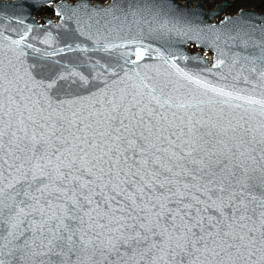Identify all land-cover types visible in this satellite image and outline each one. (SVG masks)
Listing matches in <instances>:
<instances>
[{"label":"snow or ice","instance_id":"snow-or-ice-1","mask_svg":"<svg viewBox=\"0 0 264 264\" xmlns=\"http://www.w3.org/2000/svg\"><path fill=\"white\" fill-rule=\"evenodd\" d=\"M25 36L0 32L13 54L0 55V264H264V66L250 90L177 68L221 99L139 73L111 93L79 75L89 95L64 99L68 77L25 67Z\"/></svg>","mask_w":264,"mask_h":264},{"label":"water","instance_id":"water-1","mask_svg":"<svg viewBox=\"0 0 264 264\" xmlns=\"http://www.w3.org/2000/svg\"><path fill=\"white\" fill-rule=\"evenodd\" d=\"M206 1L212 0H107L105 3L91 0L84 6H80L81 0H0V32L12 39L26 33L20 46L27 53L25 67L35 64L33 73H39L38 78L45 82L53 73L68 77L57 82L64 99L89 95L86 88L79 86V75L101 85L106 81L111 93L114 82L124 87L138 83L137 73L147 76L148 83L179 89L174 95H194L205 101L221 99L186 80L177 68L215 87L250 90L258 83V71L264 66L258 59L257 47L264 39V12L242 7L217 19L230 0H220L209 8L204 4ZM113 3L115 7L107 12H100L97 7L109 8ZM44 5L51 6L56 19L43 15L42 21H38L36 11ZM241 10L243 15H238ZM243 40L247 43L242 44ZM3 44L0 55L13 58L8 42L5 40ZM28 44L33 48H28ZM189 44L198 50L191 51ZM138 46H147L152 50L151 56L146 55L136 64L125 63L126 59L135 60V56L124 54L134 52ZM156 49L163 53L162 57ZM238 58L240 62L234 63ZM166 60L169 62L165 63ZM217 60L223 63L216 66ZM253 67L257 72L250 73L248 69ZM245 77L249 83L244 82ZM72 80L77 83H71ZM92 91L97 90L92 88Z\"/></svg>","mask_w":264,"mask_h":264},{"label":"rangeland","instance_id":"rangeland-1","mask_svg":"<svg viewBox=\"0 0 264 264\" xmlns=\"http://www.w3.org/2000/svg\"><path fill=\"white\" fill-rule=\"evenodd\" d=\"M96 1H101V2H107V0H96ZM182 2L184 0H181ZM220 0H212V1H206L204 4H206V7H213L214 3L219 2ZM242 7H250L254 8L258 11L264 12V0H230V5L227 6L223 12L220 14V16L217 19H221L223 14H229L236 12L238 9H241ZM49 8V10H46ZM37 16L42 19L43 15H47L48 17L52 19H56L57 15L52 11L51 6L49 5H44L41 8H39L37 11ZM191 51L198 50L194 45L189 44L188 46ZM202 51V49H201Z\"/></svg>","mask_w":264,"mask_h":264},{"label":"flooded vegetation","instance_id":"flooded-vegetation-1","mask_svg":"<svg viewBox=\"0 0 264 264\" xmlns=\"http://www.w3.org/2000/svg\"><path fill=\"white\" fill-rule=\"evenodd\" d=\"M71 2H73L74 0H70ZM50 6V5H49ZM38 10V9H37ZM54 12V11H53ZM35 16H36V18L38 19V21L39 22H41L42 20H39L40 18L37 16V12H36V14H35ZM204 54H206L207 56H209L210 55V53L209 52H204Z\"/></svg>","mask_w":264,"mask_h":264},{"label":"trees","instance_id":"trees-1","mask_svg":"<svg viewBox=\"0 0 264 264\" xmlns=\"http://www.w3.org/2000/svg\"><path fill=\"white\" fill-rule=\"evenodd\" d=\"M46 10H49V8H47Z\"/></svg>","mask_w":264,"mask_h":264},{"label":"built area","instance_id":"built-area-1","mask_svg":"<svg viewBox=\"0 0 264 264\" xmlns=\"http://www.w3.org/2000/svg\"><path fill=\"white\" fill-rule=\"evenodd\" d=\"M40 20V19H39Z\"/></svg>","mask_w":264,"mask_h":264}]
</instances>
